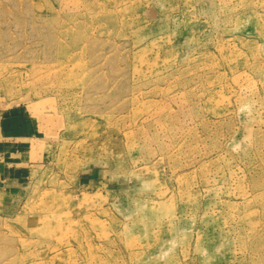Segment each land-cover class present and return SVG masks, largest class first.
I'll list each match as a JSON object with an SVG mask.
<instances>
[{
	"label": "rangeland",
	"instance_id": "374dc122",
	"mask_svg": "<svg viewBox=\"0 0 264 264\" xmlns=\"http://www.w3.org/2000/svg\"><path fill=\"white\" fill-rule=\"evenodd\" d=\"M12 113L0 264H264V0H0Z\"/></svg>",
	"mask_w": 264,
	"mask_h": 264
},
{
	"label": "crops",
	"instance_id": "0c3cea01",
	"mask_svg": "<svg viewBox=\"0 0 264 264\" xmlns=\"http://www.w3.org/2000/svg\"><path fill=\"white\" fill-rule=\"evenodd\" d=\"M34 128L18 113L0 119V178L21 181L20 175L30 172L36 144Z\"/></svg>",
	"mask_w": 264,
	"mask_h": 264
},
{
	"label": "bare ground",
	"instance_id": "6f19581e",
	"mask_svg": "<svg viewBox=\"0 0 264 264\" xmlns=\"http://www.w3.org/2000/svg\"><path fill=\"white\" fill-rule=\"evenodd\" d=\"M63 71H64V70H63V67H61V68L59 69V72L62 73Z\"/></svg>",
	"mask_w": 264,
	"mask_h": 264
}]
</instances>
